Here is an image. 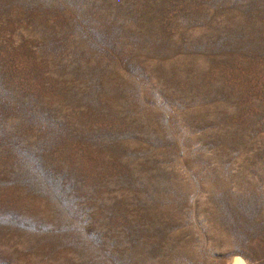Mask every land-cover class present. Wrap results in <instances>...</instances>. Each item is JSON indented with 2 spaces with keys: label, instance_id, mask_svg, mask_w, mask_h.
Wrapping results in <instances>:
<instances>
[{
  "label": "rangeland",
  "instance_id": "obj_1",
  "mask_svg": "<svg viewBox=\"0 0 264 264\" xmlns=\"http://www.w3.org/2000/svg\"><path fill=\"white\" fill-rule=\"evenodd\" d=\"M264 264V0H0V264Z\"/></svg>",
  "mask_w": 264,
  "mask_h": 264
},
{
  "label": "bare ground",
  "instance_id": "obj_2",
  "mask_svg": "<svg viewBox=\"0 0 264 264\" xmlns=\"http://www.w3.org/2000/svg\"><path fill=\"white\" fill-rule=\"evenodd\" d=\"M225 264H248L247 260H244L240 255H231L226 260Z\"/></svg>",
  "mask_w": 264,
  "mask_h": 264
}]
</instances>
